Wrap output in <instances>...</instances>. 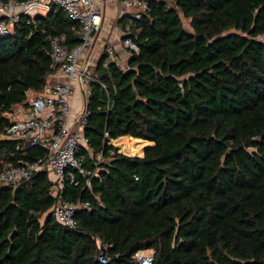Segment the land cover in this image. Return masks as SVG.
<instances>
[{
	"label": "trees",
	"instance_id": "16d2710c",
	"mask_svg": "<svg viewBox=\"0 0 264 264\" xmlns=\"http://www.w3.org/2000/svg\"><path fill=\"white\" fill-rule=\"evenodd\" d=\"M75 27L53 6L0 37V135L55 74L47 38L71 50ZM126 38L127 69L102 55L89 84L77 155L97 174L62 190L89 208L69 229L48 172L0 185V264H100L97 240L107 264L140 251L153 264H264V0H148ZM118 138L132 156L152 145L128 157ZM44 156L0 139V172Z\"/></svg>",
	"mask_w": 264,
	"mask_h": 264
},
{
	"label": "built area",
	"instance_id": "2783aa9c",
	"mask_svg": "<svg viewBox=\"0 0 264 264\" xmlns=\"http://www.w3.org/2000/svg\"><path fill=\"white\" fill-rule=\"evenodd\" d=\"M113 1L123 7V17L132 24L147 10L148 0ZM53 6L59 7L66 17L76 24L79 43L68 50L67 37L64 34L47 38V55L51 61V69L55 74L62 75L64 80L54 84L47 83L41 93L27 96L26 101L9 116L11 125L0 135L1 139L17 142L24 150L41 148L45 151V156L33 162L20 161L18 166L1 171L0 185L19 186L40 172H48L50 180L54 183L52 195L56 197L51 213L59 224L75 229L76 213L87 210L89 203L63 199L64 183L90 187L91 179L98 169H86L83 166L84 157L77 155L80 148L87 145L82 133L86 124V112L82 109L75 119H72L71 99L79 93L81 103L84 104L82 88L87 101L93 75L89 73L87 63L84 62L85 51L92 47L94 37L102 29V11L95 0L0 1V37L11 34L14 26L21 20L27 25L34 23L37 16L46 15ZM121 42L129 52H137L136 46L126 36ZM103 55V66L106 67L114 57L112 46L107 45ZM81 61L84 64L80 63ZM102 88L106 90V86L102 85ZM96 243L100 251L99 263L107 264L108 258L103 252L107 246L99 240ZM131 264H153V252L135 253Z\"/></svg>",
	"mask_w": 264,
	"mask_h": 264
},
{
	"label": "crops",
	"instance_id": "0c3cea01",
	"mask_svg": "<svg viewBox=\"0 0 264 264\" xmlns=\"http://www.w3.org/2000/svg\"><path fill=\"white\" fill-rule=\"evenodd\" d=\"M121 1V0H119ZM96 5L102 11V29L94 37L92 47L85 51V60L89 71L93 74V70L100 61L105 47L112 46L114 50V57L112 60L116 61L122 70L127 69L130 52L122 46V38H124L129 30L132 28V23L123 17L124 9L113 0H95ZM122 61H126V65H122ZM82 63V61L80 62ZM84 64V63H82ZM64 80L62 75L53 74L48 78V84H54L57 81ZM33 94V93H28ZM81 96V95H80ZM87 104V101H86ZM72 105V119H75L77 113L84 109V104L81 103L79 93L71 99ZM20 105L14 107L16 111ZM125 144L126 138L121 139Z\"/></svg>",
	"mask_w": 264,
	"mask_h": 264
},
{
	"label": "rangeland",
	"instance_id": "374dc122",
	"mask_svg": "<svg viewBox=\"0 0 264 264\" xmlns=\"http://www.w3.org/2000/svg\"><path fill=\"white\" fill-rule=\"evenodd\" d=\"M183 22H184V26H185L186 28H188V21H185V20L183 19ZM121 63H122L123 66L126 65V61H122ZM89 73H91V72L89 71ZM27 96H28V97H31V94H28ZM71 106H72V105H71ZM0 139H1V136H0ZM119 140H120V139L109 142V143H111V145H112L113 147H115V148L117 149V151H118L119 153H121V154H123V155H125V156H128V157H142V155H143V150H144L145 146L142 148V152H141V155H140V156H132V155H128V153H125L123 150L120 149V147H119V145H118V143L120 142Z\"/></svg>",
	"mask_w": 264,
	"mask_h": 264
},
{
	"label": "water",
	"instance_id": "95a60500",
	"mask_svg": "<svg viewBox=\"0 0 264 264\" xmlns=\"http://www.w3.org/2000/svg\"><path fill=\"white\" fill-rule=\"evenodd\" d=\"M81 92H82V96H83V100H84V109H83V112L85 113L86 112V106L87 105H86V100H85V96H84V92H83V89L82 88H81ZM147 143H149L150 145H146L145 148L152 145V143H150V142H147Z\"/></svg>",
	"mask_w": 264,
	"mask_h": 264
},
{
	"label": "bare ground",
	"instance_id": "6f19581e",
	"mask_svg": "<svg viewBox=\"0 0 264 264\" xmlns=\"http://www.w3.org/2000/svg\"><path fill=\"white\" fill-rule=\"evenodd\" d=\"M121 139H122V138H121ZM121 139L119 140V141H120L119 143H120V144H124L123 141H122Z\"/></svg>",
	"mask_w": 264,
	"mask_h": 264
}]
</instances>
